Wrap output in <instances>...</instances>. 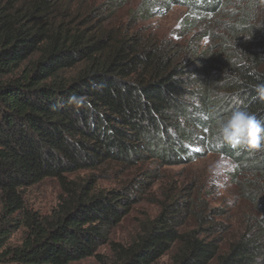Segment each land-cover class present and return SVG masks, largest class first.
I'll use <instances>...</instances> for the list:
<instances>
[{"label": "trees", "instance_id": "obj_1", "mask_svg": "<svg viewBox=\"0 0 264 264\" xmlns=\"http://www.w3.org/2000/svg\"><path fill=\"white\" fill-rule=\"evenodd\" d=\"M130 1L80 13L69 0H0V264L264 261V152L214 139L236 108L264 121L254 91L264 83V0H141L114 26ZM176 7L174 37L138 27ZM208 156L227 162L235 199L251 205L238 230L215 221L231 220L196 197L193 180L129 242L112 240L164 168ZM47 181L61 193L41 215L26 191Z\"/></svg>", "mask_w": 264, "mask_h": 264}, {"label": "rangeland", "instance_id": "obj_2", "mask_svg": "<svg viewBox=\"0 0 264 264\" xmlns=\"http://www.w3.org/2000/svg\"><path fill=\"white\" fill-rule=\"evenodd\" d=\"M66 2L67 0H63ZM105 0H69V7L72 12L78 10L82 13L88 7L96 5ZM141 0H131L130 3L113 16L114 26L123 27L129 18L130 12L135 10ZM184 15V9L176 7L168 14L156 17L138 27L143 26L150 33L160 38L169 39L174 37L178 24ZM227 162L216 156H208L204 159L186 166L167 167L162 170L161 180L154 185L145 201L136 205L131 214L115 229L112 240L120 243H127L137 233L140 224L153 219L159 212V206L166 195L173 194L183 184H190L197 180L198 187L196 197L210 209H222L228 215L230 222L224 219H215L238 230L241 227L242 215L251 211V205L239 198L234 193V189L228 184L226 172ZM82 176H86L81 174ZM116 183L114 181H101V188L109 189ZM61 190L54 181L44 182L26 191L27 208L41 215H49L55 208ZM22 232L13 234L9 241L10 246H16L21 240ZM101 260H107L109 256L108 247H103L98 251ZM96 258H91L79 264H98ZM168 257L163 258L159 264H167Z\"/></svg>", "mask_w": 264, "mask_h": 264}, {"label": "clouds", "instance_id": "obj_3", "mask_svg": "<svg viewBox=\"0 0 264 264\" xmlns=\"http://www.w3.org/2000/svg\"><path fill=\"white\" fill-rule=\"evenodd\" d=\"M254 91L259 99L264 100V83L257 84ZM73 102L78 103L79 98L71 96L69 103ZM214 139L218 145L227 143L264 152V121L246 108H236L218 122ZM257 264H264V261L258 258Z\"/></svg>", "mask_w": 264, "mask_h": 264}]
</instances>
